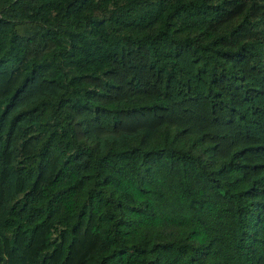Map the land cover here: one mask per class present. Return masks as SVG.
Segmentation results:
<instances>
[{
    "label": "trees",
    "instance_id": "1",
    "mask_svg": "<svg viewBox=\"0 0 264 264\" xmlns=\"http://www.w3.org/2000/svg\"><path fill=\"white\" fill-rule=\"evenodd\" d=\"M0 264H264V0H0Z\"/></svg>",
    "mask_w": 264,
    "mask_h": 264
}]
</instances>
